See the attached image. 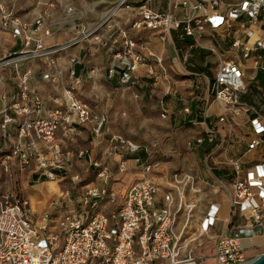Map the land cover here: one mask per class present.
Returning a JSON list of instances; mask_svg holds the SVG:
<instances>
[{"label":"built area","instance_id":"1","mask_svg":"<svg viewBox=\"0 0 264 264\" xmlns=\"http://www.w3.org/2000/svg\"><path fill=\"white\" fill-rule=\"evenodd\" d=\"M152 1L156 0H116L113 10L131 11L136 5L138 20L131 23V30L147 29L163 34L174 31L179 38L191 39L189 50L201 47L200 36L208 30L215 33L221 30L228 37L235 28L244 33L246 40L233 39L227 49L228 58L218 61L211 90L222 108L219 123L232 125L233 117L245 115L252 134L264 135V116L256 106L240 100L247 88L245 77L249 69L245 62L252 58V70L264 72V58L253 57L255 53H264V0H239L232 4L225 0H168L166 11L151 9ZM175 9H180L179 18L173 14ZM0 26L12 38L22 39V50L4 56L0 68L30 60H42L50 68L55 64L54 55L79 42L74 39L63 46L45 47L42 39L36 37L41 19L32 24L22 23L1 0ZM251 29H259L261 37L250 40ZM49 35L47 29L43 31L44 37ZM119 35L122 46L112 56L108 75L116 74L118 83L127 86L134 83L132 75L145 64V58L135 52L136 43L127 31L120 30ZM117 43V39L112 40L113 45ZM209 51L217 55L215 49ZM69 63L73 67L77 60L71 58ZM30 75L26 71L17 77L16 101L0 112V137L10 146L7 153L0 155V180L5 177L9 183L7 189L0 186V264L247 263L242 241L260 233L259 223L264 217V164L252 167L242 177L239 160H227L234 175L229 200L235 216L231 214L226 221L232 231L215 240L210 255L195 252L202 248V240L215 227L220 206L212 205L199 231L192 232L195 198L201 193L197 178L190 173L169 171L159 185L146 178L156 168L152 163L143 165L145 178L129 186L123 203L110 215L89 211L96 210L105 198L112 204L118 195L109 188L107 167L96 161L90 165L98 169L97 178L103 182L100 187L88 188L78 201L65 190L44 213L36 212L32 202L18 190L15 174L31 167L39 178L59 182L68 161L61 151L63 140L86 124L92 125L95 137H102L104 119L93 116L89 106L78 97L80 80L75 78L73 68L69 71L72 82L52 99L56 106L52 109L46 108L30 86ZM42 80L55 81L51 72L43 74ZM59 133L62 138H58ZM203 138L212 141L213 133L206 131ZM203 138H197L195 143L201 144ZM110 143L113 148L109 157L118 159L119 170L123 172L126 159L120 153L133 154L139 148L118 136L112 137ZM260 143L259 139H253L247 152ZM82 155L81 152L79 156ZM71 180L79 182L77 176Z\"/></svg>","mask_w":264,"mask_h":264},{"label":"crops","instance_id":"2","mask_svg":"<svg viewBox=\"0 0 264 264\" xmlns=\"http://www.w3.org/2000/svg\"><path fill=\"white\" fill-rule=\"evenodd\" d=\"M1 1L4 3L6 0ZM225 1L232 4L239 0ZM75 2V0L10 1V6L8 8L13 10L14 15L22 23L32 24L37 19H41L42 26L36 33V37L42 39L45 47L63 46L74 39H79V42L54 55L53 58L55 60V64L50 68L47 67L42 60L23 61L18 63L16 66H6L0 68V112L5 107L11 106L16 101L17 77L23 75L26 71H30L31 73L29 76L30 86L33 87L37 95L42 98L47 109L56 107L52 102V99L60 95L62 87L67 86L70 82H72L73 79L69 77V71L71 68L75 71V78L80 80L77 95L85 103V97L81 93L84 87L88 90L91 89L93 98H98V87L102 82H104L113 91L130 86L120 85L117 81L116 74L113 76L108 75V69L112 62V56L122 46L123 41L119 35L120 30L127 31L128 37L136 43L135 52L145 58V64L138 67L132 75L134 83L131 84V86L136 92V99L138 98L139 93L150 86L151 78L144 79L143 77L145 74H149L151 77L153 76L151 73H153V68L155 66L153 67L152 65L155 64L159 67V71L156 70L155 73H153L154 76L157 72H159L158 75L160 78L163 75L165 78H169L166 77L164 71H162L166 68L163 65V61L169 54L174 56L171 62L172 65L170 66L169 71H167L169 76L180 74L186 78L191 77L192 79L194 78L192 81L193 83H195V79H197L200 83H197L196 89H198V84H201V79H204L207 87L206 95L202 98V100H204V103H201L203 104L202 107H199V101H197V98H193L186 107H182L184 104L174 105L171 109L172 113L169 117L170 125H181L182 127L192 123L196 129L200 125L204 126L205 131L204 135L201 136L202 138L205 136L206 131L213 133L212 141H208L207 138H203V142L201 144H196L195 140L200 137L196 136V138L193 139V148L190 152L193 166L190 170L183 171L180 169H171V167L166 163L155 162L153 155L146 147L139 146L134 142L125 139L136 145L139 149L133 154L120 153L122 158L126 159V168L123 172H121L118 167V159H111L109 157V151L113 148L112 143H110L111 139L108 141V144L104 141L94 142L93 139H90L87 133L86 125L79 127V131L73 134L69 139L63 140V143H61V151L68 160L66 168H68L67 164L70 160V156L72 157L75 151L76 161L87 164H90L92 161H96L102 166H106L108 164L109 167L106 166L108 172L109 169H116L121 176L125 177V180L134 177L133 175L131 176V173L133 174L137 169H140L143 172V165L148 163L155 164L156 168L152 174L146 175V178L159 185L162 184L166 172L169 171H180L194 175L198 180L197 185L201 190V193L195 198L197 204L192 213V224L190 228L192 232L197 233L202 226L209 208L214 204H218L220 208L217 215L218 220L216 225L202 240L203 243L208 238H212L214 245V242L218 237L230 234L232 227L228 226L226 221L231 214L235 216V211L231 209L229 200L231 192L230 185L234 179V175L231 167L227 163V160H239L241 164L242 177H245L246 172L252 167L264 164V135L256 137L252 134L248 125V118L245 115L233 117L231 119V121L234 122L237 118H244V124L247 129V131H244V137H234L231 141L227 140L220 145L213 144L215 142L214 138L216 137V132H213V129L215 128L211 126L212 120L217 118L218 121L222 108L214 99L211 90V83L218 61L227 59L229 56L227 49L229 48L231 41L233 39H239L244 42L246 40L244 33L238 28H235L234 30L236 31L228 37L221 30L218 31V33L208 30L200 36L199 43L201 47L189 50L188 47L191 44V39L188 37L179 38L174 31H169L166 34H163L161 31H151L147 29L137 31L131 30V23L138 20L137 12L135 11L136 5L132 6L133 8L131 11L122 10L120 12H114L113 7L116 0H80L79 8L76 7ZM150 5L151 9L159 11H166L169 8L168 0L152 1ZM101 7H111V9L105 13L99 14L98 20L90 23L93 18L97 17V9H100ZM68 9H71L70 13L67 12ZM18 12L20 13V16L17 15ZM107 14H109L108 17H106ZM173 14L179 18L181 16L180 9L173 10ZM95 27H99L96 32H94ZM46 29L50 33L49 37L43 36V31ZM251 31L252 34L250 40L259 38L262 35L259 29H251ZM2 32L9 35L3 29ZM88 33L93 34L90 37L84 38V36ZM113 39H117L118 43L113 45ZM20 43L21 46L19 47ZM210 48L216 50L217 55L215 56L217 57V64L213 68L212 78H207L201 73L199 67L186 65H188L191 60L196 58L198 61L203 62L206 66V60L214 55L209 51ZM178 49L181 52H179ZM21 50L22 39L12 38V40H9L8 55L17 53ZM256 56H262L264 58V53L253 54V57ZM71 58L77 60V63L73 65V67L69 63V59ZM150 59L153 60L154 64H150ZM251 59L245 62L246 69H249L245 77V84L247 86L246 92L249 88V81H253L258 72L264 73L259 70H252L253 67ZM177 65L180 67L181 72L179 71ZM48 72H51L54 76V82H45L42 80V75ZM139 79L141 83L138 82ZM166 85L168 84L164 83L162 80L160 81L161 89L166 88ZM210 98L212 99V102L208 104V100ZM250 105L256 106L261 112V115L264 116V94L261 95V98L256 97ZM160 115L161 117L164 115L163 119H166L165 115L167 116V113L165 110H162ZM197 119H200L199 123ZM221 125L224 124L220 123V126ZM194 136L195 134H192L190 135V138ZM229 136V138H231V134ZM58 138H62L61 133L58 134ZM253 139H259L261 143L254 150L247 152V146ZM226 144H229V146L227 147ZM9 148L10 146L8 142L0 137V155L7 153ZM64 149H66V151H64ZM81 152L83 155L79 156ZM223 155L226 157V162L223 161ZM137 160L138 162H136ZM127 170L130 171H128V175H126ZM136 176L138 178L136 181L145 178L143 173H137ZM15 179L17 187L19 188L21 186L20 191L22 193L24 183L26 187L31 188L37 186V183H39L40 186L49 182L45 179L39 178L33 171H31V167L24 171L17 172L15 174ZM214 183L219 184L220 189L223 190V193L226 196L223 199V197L214 195L215 197L205 201L203 199V192L207 186L215 188L216 184ZM112 185L116 186L117 184ZM0 186L3 189H7L9 187V183L5 177L0 180ZM113 186L109 183L110 189L119 192L118 189H115ZM33 195L36 197L34 199L37 204L45 198L41 193H34ZM159 196H161V192L159 193ZM29 200L32 201L31 199ZM225 208L226 214L223 215L222 212ZM110 214L111 211H108V214L104 213V215ZM234 224H236L235 221ZM259 230L260 233L258 235L243 239L242 244L246 249V254H249L250 251H256L257 249L261 250V253L264 252V217L259 223ZM210 235L211 237H209ZM213 245L207 253H203L202 249L198 250L201 255H210L213 251Z\"/></svg>","mask_w":264,"mask_h":264},{"label":"rangeland","instance_id":"3","mask_svg":"<svg viewBox=\"0 0 264 264\" xmlns=\"http://www.w3.org/2000/svg\"><path fill=\"white\" fill-rule=\"evenodd\" d=\"M10 1L11 0H6L4 4L9 7ZM75 1L76 7L79 8L80 0ZM110 9L111 7H101L100 9H97V17L93 18L90 23L97 21L99 18V14L105 13ZM17 15L20 16V13L18 12ZM9 40H12V38L9 35L3 33L2 29L0 28V61L4 59V56L8 57ZM20 46L21 43L19 44V47ZM179 52L181 51L179 50ZM173 57L174 56H171L169 54L164 58L163 61V65L166 68L162 71H164L165 76L169 78H165L164 75L160 78V76L158 75L159 72H157L155 76L152 77L149 74H145L143 78H151V83L150 86L139 93L137 99L135 97L136 92L131 85L113 91L104 82H102L98 87V98H93L91 89L88 90L84 87L81 93L85 97V101L88 104L93 116L97 117L98 119H104V123L101 129L102 137L99 138L95 137V135L93 134L92 125L86 124V130L90 139H93L94 142L104 141L108 144V141L112 137H122L123 139H128L139 146L146 147L153 155V159L155 162L166 163L171 167V169H180L183 171L190 170V168L193 166V162L190 156L191 149L193 148V139L196 138V136H203L205 128L204 126L200 125L196 129L194 128L192 123L182 127L181 125H170L169 117L172 113L171 109L174 105L184 104V106L182 107H186L190 100L193 98H197V101H199V107H202L203 104L201 103H204V100H202V98H204L206 95L207 87L205 84L206 81H204V79H201V84H198V89H196V85L199 82V80L197 79H195V83H193L192 81L194 80V78L192 79L191 77L186 78L185 76L180 74L169 76L167 71H169L170 66L172 65L171 62ZM206 63L207 65L205 66L203 62L198 61L195 58L194 60H191L186 66L194 65L196 67H199L201 73L205 77L212 78V71L214 66L217 64V57L215 55H212L206 60ZM150 64H154L152 59H150ZM152 66H155L153 68V73H155L156 70L159 71V67L157 65L154 64ZM161 80L164 81V83L168 84L164 89L160 88ZM138 82L141 83L140 79ZM257 87L258 80H250L249 88L247 89L246 94L240 95L241 102L250 104L253 103L256 97L259 98V94L256 92ZM211 102L212 99L210 98L208 100V104H210ZM162 110H165L167 113V116L165 115L166 119H163L160 115ZM197 121L199 123L200 119H197ZM231 122L232 125L220 126L217 118H214L212 120L211 126L215 128L213 129V132H216V137L214 138L215 142L213 144L220 145L227 140L231 141L234 137H244V131H247L244 124V118H237L234 122ZM192 134H195V136L190 138V135ZM230 134L231 138H229ZM66 149H64V151H66ZM75 154L76 152L74 151V155L72 157L70 156V160L67 164V170L61 173L58 180L60 191L64 192L65 190H68L74 201H78L80 198H82L84 192L88 188L100 187L103 182L101 179L97 178L98 169L90 164L76 161ZM225 159L226 157L225 155H223L224 162H226ZM98 160L100 161V159ZM106 166L109 167L108 164ZM128 171L129 170H127L126 175L129 174L130 171ZM135 172L133 174L131 173V176L133 175L134 177L125 180V177L121 176L116 169H109V172L107 174V181L108 183H111V186H113L112 184H117L113 187L115 189H118V195L116 196V199L112 204H108L105 198L104 201L99 204L96 210H89L90 213H100L104 215V213L108 214V211H111V213L116 212L123 203V197L127 189L134 181L138 179L136 176L137 173H142L140 169L135 170ZM75 175L79 179V182L77 183H74L71 180V177H74ZM214 184H216L215 188H211L209 186L205 188L203 192V199L205 201H207L208 199H212L215 196L223 197V199L225 198L226 195L223 193V190L220 189L219 184ZM36 185L37 186L28 188L24 183V187H22L23 193H21L24 196L26 195V197H28L29 199H31V197L36 198L33 194L36 193V189L39 187V183H37ZM20 187L18 188V190H21ZM56 200H58V198L53 201ZM76 207L78 206L76 205ZM209 237H211V235ZM212 245V238H208L207 240H205L201 248L203 253H207ZM260 251L261 250L259 249H257L256 251H250V253L246 256L247 262L261 253ZM199 253V250L195 252L196 255H198Z\"/></svg>","mask_w":264,"mask_h":264},{"label":"bare ground","instance_id":"4","mask_svg":"<svg viewBox=\"0 0 264 264\" xmlns=\"http://www.w3.org/2000/svg\"><path fill=\"white\" fill-rule=\"evenodd\" d=\"M109 14L106 15V17H108ZM179 71L181 72L180 67L177 65ZM60 185L58 182H47L43 185H40L37 189H36V193H41L44 195V200L41 201L40 203H36L34 197H31L32 200V204L36 210V212L42 214L44 213L47 208L48 205L55 200L56 198H58V196L60 195ZM223 215L226 214V208L223 209ZM49 233H53L52 230L49 231Z\"/></svg>","mask_w":264,"mask_h":264},{"label":"trees","instance_id":"5","mask_svg":"<svg viewBox=\"0 0 264 264\" xmlns=\"http://www.w3.org/2000/svg\"><path fill=\"white\" fill-rule=\"evenodd\" d=\"M255 79L258 80V87L256 92L259 94V97L261 98V95L264 94V73L258 72L255 76Z\"/></svg>","mask_w":264,"mask_h":264},{"label":"water","instance_id":"6","mask_svg":"<svg viewBox=\"0 0 264 264\" xmlns=\"http://www.w3.org/2000/svg\"><path fill=\"white\" fill-rule=\"evenodd\" d=\"M115 70L118 71V69H115ZM246 264H264V252L256 255Z\"/></svg>","mask_w":264,"mask_h":264}]
</instances>
